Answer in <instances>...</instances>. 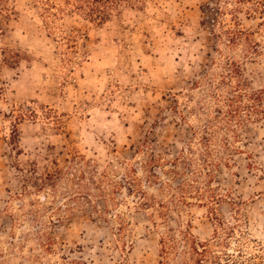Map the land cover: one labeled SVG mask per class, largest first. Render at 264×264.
<instances>
[{"label": "rangeland", "instance_id": "1", "mask_svg": "<svg viewBox=\"0 0 264 264\" xmlns=\"http://www.w3.org/2000/svg\"><path fill=\"white\" fill-rule=\"evenodd\" d=\"M7 5L17 14L3 23L0 47L20 49L27 58L0 68V264H118L122 253L111 226L93 221L89 209L76 211L61 194L71 184L60 183L59 194L35 186L28 194L17 166L25 171L37 163L39 177L53 161L64 166L82 155L103 170L115 151L130 158L131 147L147 138L176 155L182 145L174 137L184 128L166 108L177 95L183 105L182 94L200 99L202 90L192 84L218 74L213 60L235 59L253 88H264V0L125 2L102 25L69 13L53 20L52 31L35 0ZM63 31L73 33L75 46L62 39ZM238 31L245 35L235 46L229 40ZM243 142L244 154L218 172L225 199L218 218L195 205L180 219L201 240L214 235L217 219L234 225L235 215L245 213L249 238L264 245V122L250 127ZM52 202L54 211H44ZM31 211H39L38 222ZM151 214L129 218L133 264L158 261L162 228Z\"/></svg>", "mask_w": 264, "mask_h": 264}, {"label": "trees", "instance_id": "2", "mask_svg": "<svg viewBox=\"0 0 264 264\" xmlns=\"http://www.w3.org/2000/svg\"><path fill=\"white\" fill-rule=\"evenodd\" d=\"M58 1L35 0L50 31L53 20L59 21L61 16L69 13L102 25L109 20L111 12L120 10L123 3L141 2L63 0L64 5L69 6L67 9L59 6ZM7 3L8 0H0V37L4 35L3 23L17 14ZM62 34L70 48L75 46L76 38L72 32L63 31ZM244 35L243 31H238L229 43L238 46ZM249 37L246 34L244 40H250ZM247 42L252 49V43ZM0 55V68L3 65L17 67L27 58L20 49L11 47H0ZM225 59L224 63L211 62L220 70L218 74L208 73L200 82L192 84L202 90L199 100L182 94L188 99L183 105L178 99L181 95H177L166 108L179 115L180 127L184 128H180L174 137L182 145L176 155L171 149L163 152L147 138L140 145L131 147L130 158L120 157L115 151L114 159L107 162L103 170L96 161L82 155L72 156L64 166L53 161L52 167L45 168L39 177H34L39 173L37 163L27 166L25 171L17 166L23 176L25 193L30 194L32 186L39 190L50 187L51 192L58 193L60 183L71 184V189L65 187L67 192L61 194L69 196L76 211L89 209L93 221L104 220L111 226L122 253L118 264H133L128 257L133 249L129 218L139 211L152 212L151 215L161 222L156 264H264V245L249 238L245 213L235 215L234 225L217 219L214 235L206 240L194 235L191 224L184 225L180 220L183 213L195 205L207 207L218 218L217 208L225 202L220 195L218 172L224 166L230 168L236 156L244 154L246 131L264 122V88H253L242 63L231 57ZM191 116L197 118V123L191 121ZM16 134L14 131L11 136L14 146L18 141ZM53 206L52 202L42 208L54 211ZM56 210L62 211L61 208ZM73 211L68 209L75 214ZM31 213L38 222L39 211ZM62 219L68 217L59 221ZM173 221L177 223L176 228L170 226Z\"/></svg>", "mask_w": 264, "mask_h": 264}]
</instances>
